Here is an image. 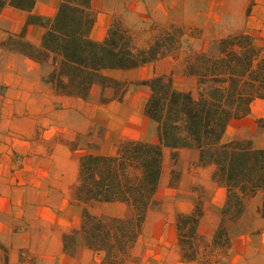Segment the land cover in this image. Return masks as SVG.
Here are the masks:
<instances>
[{
    "label": "trees",
    "instance_id": "1",
    "mask_svg": "<svg viewBox=\"0 0 264 264\" xmlns=\"http://www.w3.org/2000/svg\"><path fill=\"white\" fill-rule=\"evenodd\" d=\"M10 6L29 13L26 24H41L31 14L33 0H0V14ZM94 14L90 0H61L39 47L23 32L10 37L16 49L35 62H51L44 81L56 96L86 100L95 85L110 88L109 101L121 102L129 82L106 74L129 71L174 57L184 48L186 28L152 23L158 31L143 46L133 30L116 17L105 38H90ZM208 51L184 57V75L196 82L195 93L176 89L170 77L153 76L142 82L150 90L144 116L156 125L157 142L120 141L112 154L84 152L78 157L71 201L82 207L77 228L62 235L63 249L71 254L75 242L99 255V264H127L142 232L162 175L164 150L176 162L178 149L195 150L197 166L212 167L211 180L225 190L220 222L206 238L199 233L204 216L201 197L188 212L175 215L176 244L181 263L210 264L204 249H218L226 257L231 246L228 222L238 221L249 199L261 194L258 215L264 220V146L248 140L223 141L229 123L250 113L256 100L264 101V45L247 32L214 42ZM105 103V102H102ZM95 203L123 204L128 214L106 217L92 214ZM4 263L9 264L6 248ZM215 264V263H214Z\"/></svg>",
    "mask_w": 264,
    "mask_h": 264
},
{
    "label": "rangeland",
    "instance_id": "2",
    "mask_svg": "<svg viewBox=\"0 0 264 264\" xmlns=\"http://www.w3.org/2000/svg\"><path fill=\"white\" fill-rule=\"evenodd\" d=\"M145 19L131 16L128 20L139 46L158 34L153 22ZM259 26L245 28V32L264 45V23ZM185 28L184 48L173 59L183 62L190 49L214 48L217 40L204 38L200 28ZM19 48L18 40L10 35L0 38V244L6 248L9 264H99V255L81 242H75L71 254L63 249L62 235L77 228L82 210L70 196L78 157L84 152L112 154L122 137L133 136L140 129L148 132V125L137 114L149 95L142 85L145 80H126V93L133 96L126 104L124 97L121 102L109 101L113 91L98 85L86 100L61 99L44 81L51 71L50 60L49 65L44 61L40 67H28L13 55ZM195 90L194 85L192 92ZM232 140H248L255 148L264 146V101L256 100L247 116L229 123L223 141ZM171 153L164 154L155 202L132 251L133 260L127 264H187L179 260L175 215L189 211L197 197L206 210L200 230L210 238L206 234L219 196L189 156L178 155L174 162ZM259 206L258 197L249 199L242 217L228 223V229L235 227L237 236L248 234L264 240ZM89 210L106 217L128 214L118 203H95ZM203 252L210 264L226 263L218 249ZM4 257L0 250V264H5Z\"/></svg>",
    "mask_w": 264,
    "mask_h": 264
},
{
    "label": "crops",
    "instance_id": "3",
    "mask_svg": "<svg viewBox=\"0 0 264 264\" xmlns=\"http://www.w3.org/2000/svg\"><path fill=\"white\" fill-rule=\"evenodd\" d=\"M33 1L34 6L31 14L40 18L42 23L26 24L29 16L28 12L6 6L0 14V38L2 35H17L23 32L26 42L35 47L40 46L42 36L48 24L55 17L61 0ZM90 9L94 14V24L90 32V38L96 42H100L105 38L109 27L116 17H121L126 25L130 23L128 21L129 17L137 16L141 19L147 17L148 20L157 24L195 26L202 30L203 37L208 40H219L229 35L239 34L245 32V28L249 27L258 29L260 28L259 25L264 23V0H90ZM194 13L195 16H193ZM13 55L22 60L28 67H40L50 63L49 61H46L45 64L35 62L20 52H15ZM106 74L114 78L139 81L148 80L153 76H170L174 87L180 91L192 92L194 91V85L196 86L194 78L184 75L182 58L173 59L172 57H167L138 69L107 71ZM180 82L185 85L180 84ZM143 87L145 92H150L147 86ZM132 98L131 93H126L123 102L126 104ZM142 104L144 110V101H142ZM143 110L141 114L139 112L137 114L138 117L140 115L139 118L142 123L148 125V132L145 133L140 129L133 136L122 137L121 141L157 142L156 125L144 116ZM165 152H171V150L165 149L164 154ZM177 152L181 158L186 155L189 156L191 161L197 165L198 153L195 150L178 149ZM198 170L206 173L209 185L219 196L210 229L206 234V236H211L220 222V212L225 201V190L211 180L212 167L198 166ZM256 197L261 203V194H257ZM205 215L206 210L204 211V219ZM203 218L199 225V233L201 235H203L200 230ZM79 222L77 220L76 224L78 225ZM228 223L227 230L231 239V246L225 257V264H264V240H261L259 236L254 238L248 234L237 236L235 227L228 229Z\"/></svg>",
    "mask_w": 264,
    "mask_h": 264
}]
</instances>
